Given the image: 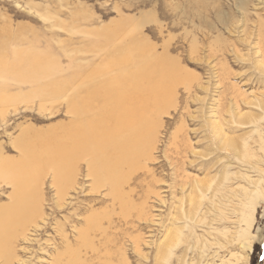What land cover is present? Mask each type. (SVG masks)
Masks as SVG:
<instances>
[{
  "label": "rangeland",
  "instance_id": "374dc122",
  "mask_svg": "<svg viewBox=\"0 0 264 264\" xmlns=\"http://www.w3.org/2000/svg\"><path fill=\"white\" fill-rule=\"evenodd\" d=\"M148 1L155 4L146 6ZM256 1L249 4L247 17L239 16L241 22L247 20L244 27L239 22L223 29L214 11H223V20L238 16L232 5L201 0L210 10L208 21L218 24L221 34H199L185 25L184 39L183 27L163 19L174 5H183L181 0H0V228L13 229L12 235L19 227L14 243L6 240L4 230L1 236L7 245L12 242L7 247L11 264H54L65 250L60 239L64 218L74 215L60 205L64 169L59 141L68 123L65 76L94 62L90 53L92 45L101 44L98 40L131 37L139 29L137 34L148 37L159 53L169 41L174 48L170 56L180 60L185 72L182 78H197L199 84L193 83L188 96L180 85L175 101H163L167 113L159 120L155 163L148 165L160 181L163 202H148L154 208L148 212L151 222L137 230L143 236L140 256L125 249L128 263L251 264L255 251L256 264H264V195L257 187L264 151L254 147L249 155L241 147L248 140L254 146L255 125L264 131V74L259 68L264 61V0ZM156 18L167 25L161 37L147 32L154 30L148 22ZM192 35L198 48L193 56ZM214 121L228 144L217 141ZM230 138L236 143L231 145ZM169 160L177 162L170 165ZM195 181L203 183L206 198ZM75 193L71 191L72 199ZM190 207L191 220L185 218ZM10 220L17 223L5 228ZM74 233L71 238L77 237ZM0 261L7 264L1 256Z\"/></svg>",
  "mask_w": 264,
  "mask_h": 264
},
{
  "label": "bare ground",
  "instance_id": "6f19581e",
  "mask_svg": "<svg viewBox=\"0 0 264 264\" xmlns=\"http://www.w3.org/2000/svg\"><path fill=\"white\" fill-rule=\"evenodd\" d=\"M181 1L183 5H174L170 10L171 14L164 13L163 19L172 21V26L183 27L181 29L186 36L184 39H187L185 34L187 25L196 29L195 31L199 34L205 35L204 32L221 34L220 30H217L218 24L208 21L210 10L207 5L202 4L201 0ZM254 1L258 2L228 0L238 16L233 17L231 13V16L225 17L224 14L226 19L223 20L221 18L223 11L216 10L214 16L219 25L226 26L223 29H227L241 22L240 15L247 17L249 4ZM154 2L148 1L146 6L150 7L155 4ZM218 8L221 10L220 6ZM246 22H241V25L244 27ZM149 24L154 27V30L147 29L151 37L153 35L161 37L167 27L159 18L148 22ZM196 26L198 27L195 28ZM139 30L138 32L141 33V29ZM137 33H132L131 37L116 34L114 39L107 36L98 40L99 42L96 41L101 44H98L99 46L96 45L97 43L91 44L95 46L90 53L94 62L87 68L73 70L65 76L63 99L68 123L64 125L59 141L61 146L59 153L63 162L61 168L64 169V177L61 178V185L64 187L60 205L64 212H74V215L70 216L67 213L64 218L65 228L62 227L63 233L59 238L65 250L54 264H129L125 249L129 248L131 252L140 256L139 249L143 236L137 230L141 224L151 222V215L148 216V212H152L154 207L148 206V202L151 199H153V205L163 202L161 193L157 191L160 181L156 179L153 169L148 166L155 163L152 153L156 150L157 133L160 129L159 120L161 115L167 113V108L163 107V101L167 98L175 101L177 87L180 85L188 96L192 92L193 83L198 85L199 80L182 78L186 77L185 72L179 67L180 60L170 56L174 48L170 49L169 41L160 45L162 52L159 53L158 46L152 45L148 37L139 36ZM194 38L195 36L189 42L193 44L190 49L191 56L198 51L195 47L197 41ZM110 46L111 49H108ZM259 68L264 74V61ZM258 103L262 102L257 101ZM173 109H177V106ZM261 120H264V116ZM211 125L214 135L220 134L217 141L222 145L225 141V144H228V139L226 140L224 136L222 139L223 131L220 124L214 121ZM254 127L258 136V139L252 141L254 146H251L249 140L244 141L241 146L249 155L252 154L254 147L255 152L261 149L264 151V131L256 125ZM230 143L233 145L236 141L231 139ZM242 156L244 157V154ZM261 161L264 163V157ZM173 162L176 164L177 161L169 160L170 165H173ZM260 175L262 178L258 180L257 187L260 186V193L264 195V171ZM10 182L8 181L9 184L12 183ZM195 184L202 193V197L206 198L201 191L203 183L195 181ZM72 190L76 192L75 199L70 197ZM191 209L192 207L185 215V218L189 220L194 215ZM252 213L249 212V218ZM192 220L197 221V219ZM5 223L6 228L17 221L10 220ZM246 225L249 229V221ZM17 229L19 227H16L14 234L11 235L13 229L0 228V256L7 264H11V257L14 259L7 247L13 242ZM3 230L5 234L8 233L6 240L12 241L8 245L4 237L3 241L1 240ZM70 233H74L77 237L71 238ZM122 239L128 245L123 243ZM201 243L204 246L202 248H205L208 241Z\"/></svg>",
  "mask_w": 264,
  "mask_h": 264
},
{
  "label": "trees",
  "instance_id": "16d2710c",
  "mask_svg": "<svg viewBox=\"0 0 264 264\" xmlns=\"http://www.w3.org/2000/svg\"><path fill=\"white\" fill-rule=\"evenodd\" d=\"M255 250H256V246H255ZM256 260H257L256 254H255V251H253L251 264H256L257 263Z\"/></svg>",
  "mask_w": 264,
  "mask_h": 264
}]
</instances>
